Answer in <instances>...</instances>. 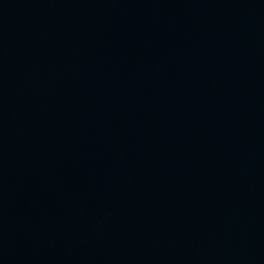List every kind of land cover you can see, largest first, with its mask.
I'll return each instance as SVG.
<instances>
[{
	"label": "water",
	"instance_id": "95a60500",
	"mask_svg": "<svg viewBox=\"0 0 264 264\" xmlns=\"http://www.w3.org/2000/svg\"><path fill=\"white\" fill-rule=\"evenodd\" d=\"M0 264H264V0H0Z\"/></svg>",
	"mask_w": 264,
	"mask_h": 264
}]
</instances>
